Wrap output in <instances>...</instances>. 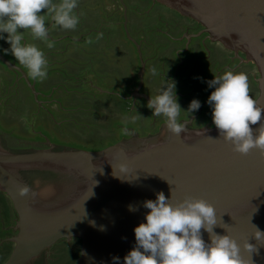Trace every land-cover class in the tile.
<instances>
[{
	"label": "water",
	"instance_id": "95a60500",
	"mask_svg": "<svg viewBox=\"0 0 264 264\" xmlns=\"http://www.w3.org/2000/svg\"><path fill=\"white\" fill-rule=\"evenodd\" d=\"M153 1L198 20L211 39L250 52L260 67L257 101L264 107V0ZM48 27L56 30L49 38L58 41L59 26ZM0 43L11 55L10 45ZM64 60L70 68L72 61ZM163 128L157 136L131 138L98 152L49 146L12 153L0 147V192L10 198L18 218L14 250L5 264H30L56 243L75 239L81 245L78 264H112L113 257L123 264L135 246L134 229L146 222L143 202L154 201L161 191L166 198L172 192L173 203L186 196L206 200L217 214L213 231L235 239L244 260L264 264V242L253 237L254 226L264 232V156L255 149L247 155L233 152L217 128L185 127L179 136ZM120 165L128 170L122 172ZM26 173H34L29 178L36 187ZM25 186L31 191L21 196ZM46 191L52 195L45 201ZM129 205L139 210L130 212ZM201 233L210 243L209 234ZM247 242L256 251L245 249Z\"/></svg>",
	"mask_w": 264,
	"mask_h": 264
},
{
	"label": "rangeland",
	"instance_id": "374dc122",
	"mask_svg": "<svg viewBox=\"0 0 264 264\" xmlns=\"http://www.w3.org/2000/svg\"><path fill=\"white\" fill-rule=\"evenodd\" d=\"M141 1H144V6L139 4V14L134 12L137 25H133L132 9ZM145 1L147 0H98V3H95L94 0H78L76 12L82 15L74 30L78 31L83 24L95 21L92 15L85 12L86 8L91 9L90 4L97 6L99 10L102 23L97 22L101 30L94 29L90 37L88 30L79 31L78 34L71 30L74 36L79 35V40L76 41L68 30L59 27L58 41H53L48 36V42L53 43L50 49L44 42L33 40L25 33L24 39L27 43H34L45 52L48 74L43 81L30 78L28 70L0 43V54L11 60L14 65L11 67L0 58L2 149L21 153L56 146L98 152L131 138L157 136L167 125L166 118L163 115L154 116L147 104L151 97L159 94V88L165 87L168 81L175 83V95L182 109L178 122L193 130L216 128L212 126L213 120L209 121L212 118V108L207 103L208 97L215 89L209 88L207 82L226 70L235 72L245 55L234 51L233 56L214 60L213 40H210L206 33L200 32L197 33L200 34L198 37L192 38L194 33L186 28L182 34L179 30L173 31V34L182 38L176 43L172 40L173 34L169 33L168 20L161 14L167 6L155 5L152 0L146 3ZM158 9L162 11L157 16L153 15L152 12H157ZM177 12L176 14L182 17L183 14ZM50 23L53 25L50 19L46 20L47 27ZM107 23L111 26L108 25L109 28L105 31L102 27ZM54 31L55 28L51 29L50 33L53 34ZM101 33L102 38L97 39V35ZM145 35H148L150 40V50L143 39ZM158 38H164L182 48L171 50L172 54L167 61V56H164L167 49L158 45ZM89 39L92 43H88ZM80 40L83 43H77ZM102 41L105 46L100 44ZM197 44L199 46H196ZM226 45L234 48L230 44ZM121 48L125 51L124 55L117 54ZM236 49L243 50L242 47ZM243 51L248 62L256 64V78L260 79L261 71L257 59L250 52ZM64 59L72 61L69 63L70 68L66 69V65H62L66 63ZM151 65L156 69L155 75L152 74ZM200 69L199 76H195ZM170 70L172 74L167 73ZM182 71L183 76L187 75L186 82L182 74L177 76V72ZM179 80L181 81L178 82ZM194 99L200 102L201 107L193 113H188V107ZM132 117L138 118L133 121ZM38 146L43 147L36 148ZM33 174L26 173V179ZM29 179V183L36 187L35 178ZM17 219L12 201L0 192V245L6 241L11 242L12 252L15 245L13 239L18 233L14 230L9 234V230L15 228ZM80 248V241L76 239L71 245L58 242L50 252L43 251L30 264H78ZM10 256L8 254L1 264H5Z\"/></svg>",
	"mask_w": 264,
	"mask_h": 264
},
{
	"label": "clouds",
	"instance_id": "9594fccd",
	"mask_svg": "<svg viewBox=\"0 0 264 264\" xmlns=\"http://www.w3.org/2000/svg\"><path fill=\"white\" fill-rule=\"evenodd\" d=\"M78 6V0H0V39L10 45L11 55L28 70L30 78L46 79L48 60L40 47L25 41V33L52 48L53 43L48 42L50 29L46 20L50 19L54 26L63 30H74L82 15L76 12ZM102 35L98 34L97 39ZM152 74H156L155 68ZM207 83L209 88L215 89L207 103L212 108L213 124L221 139L231 144L233 152L247 155L255 149L264 156V107L250 96L247 74L226 70ZM177 100L175 83L168 81L159 94L150 98L147 107L154 116L163 115L169 131L179 136L186 125L178 122L182 109ZM200 107V102L194 99L187 112L193 113ZM257 124L259 126L254 130L251 126ZM120 170L126 172L128 168L120 165ZM30 191L25 186L19 194L26 196ZM35 195L33 192L32 196ZM142 206L149 210L145 215L146 222L134 229L135 246L123 258V264H251L250 260L241 257L235 239L213 231L217 214L206 200L186 196L182 202L173 203L172 192L171 197L166 198L161 191L154 201L146 200ZM128 210L136 212L139 208L129 205ZM254 227L253 237L257 242H264V232ZM201 229L209 234L210 243L202 238ZM243 247L249 252L256 251L248 242ZM112 264H121L120 258L113 257Z\"/></svg>",
	"mask_w": 264,
	"mask_h": 264
},
{
	"label": "flooded vegetation",
	"instance_id": "af4514ba",
	"mask_svg": "<svg viewBox=\"0 0 264 264\" xmlns=\"http://www.w3.org/2000/svg\"><path fill=\"white\" fill-rule=\"evenodd\" d=\"M148 1L149 0L145 1V3L148 2ZM153 3L155 5L161 4L162 7L166 6V5L162 4V3L155 2V1H153ZM139 4L144 6V1H141V2L137 3V5H139ZM167 7L164 8V11H162L161 9H158L157 12H152V14L157 16L158 13L160 11H162L161 14L168 20V24L167 25L170 28V31H169L170 34H173L174 30H179L181 32V34L185 33V28H186L187 31L189 30V31H192V33H194L192 38L198 37L200 34L206 33V36H209V39L213 40V39H211L210 34L207 31H205L206 30L205 26L201 22H199L198 20H195L194 18L186 17V16H183V15H182V17H180V16H178L176 14V12H177L176 10L170 8L172 10V12H170V9L167 8ZM192 29H195V31H193ZM196 29H197V31H196ZM179 31L177 33H179ZM68 32H69V34L73 35L71 30H68ZM198 32H200V34H197ZM173 37H174V39H172V40L175 41L176 43L180 42L182 40L181 36H178V34H177V36H176V34H173ZM143 39L145 40V43L148 46V50H150V48H149L150 40H148V35H145V37H143ZM158 42H159L158 43L159 46L161 45L162 47L167 49L164 52V56H167V57H165V60H167V61L170 58L169 56H171V54H172L171 50H177L179 48H182V47H178L177 45H175L176 43H172V42H170L168 40H165L164 38H158ZM212 42H213L212 46H213V49H214L213 50V55H215V59L214 60H221L225 56H233L234 51L239 53V54L243 53L245 55L244 60H242V64H239L236 67L235 72H244V73L247 74L248 83H249V94H250V96H252V98L257 100L258 97H259L257 95L259 94L260 85H259L258 79L256 78V76H257L256 64L254 62H252V61L248 62V60L246 58L247 57L246 53L243 50H237L235 48H231V47L227 46L225 43H223L222 41H219V40H213ZM196 46H199V44H197ZM197 49L198 48H196V50ZM188 50H190V46H189ZM151 58H153V57H151ZM151 66H152V69H153L154 66L153 65H151ZM72 70L74 71L73 68H72ZM167 73L168 74H172V71L170 70ZM200 73H201V69L197 72V74L195 76H199ZM181 74H182V78H184V81L186 82L187 75L183 76V71L181 73L177 72V76H179ZM71 75H73V74H71ZM150 81H152V80L150 79ZM180 81L181 80H179L178 82H180ZM160 89L161 88H159V90ZM260 92H261V90H260ZM211 120H212V118L209 121H211ZM212 124H213V122H212ZM212 126H215V125L213 124ZM156 131H159V130H156ZM43 146H38L36 148H40V147H43ZM57 148L58 149H63L62 147H57ZM6 210H7V208H6ZM8 214H9V212H8ZM13 231H14V229H10L9 230V234H11ZM6 238L9 239V237H7V236H6ZM6 238H5V241H6ZM61 242L66 243L67 245H71V244H69V243H67L65 241H61ZM11 244H12L11 242L6 241L3 245H0V264L4 263V261H5L6 257L8 256V254H9V256L11 255V253H12L11 248H10ZM10 251H11V253H9Z\"/></svg>",
	"mask_w": 264,
	"mask_h": 264
},
{
	"label": "crops",
	"instance_id": "0c3cea01",
	"mask_svg": "<svg viewBox=\"0 0 264 264\" xmlns=\"http://www.w3.org/2000/svg\"><path fill=\"white\" fill-rule=\"evenodd\" d=\"M94 2H95V3H98V0H94ZM132 5H135V3H132ZM90 6H91V9H90V8H86V11H85V12H87L89 15H92V17H93V19H95V21L90 22V24H86V23L83 24V25L81 26V28H79L78 31H77V30H73L74 32H76V34H78L79 31H85V30L90 31V33H91L92 31H94V29H95V30H97V29L101 30V28L98 27V22H97V21H99V24L102 23V21H100V19H99V10H98L97 6H94V5H91V4H90ZM135 9H136L137 11H136ZM132 10H134V11H133V13H132V15H131V22H132L133 25H137V24H136V23H137V21H136V20H137V19H136V14H135L134 12H137V13L139 14V12H140L139 5H137V3H136L135 8L132 9ZM79 14H80V12H79ZM82 17H83V16H82ZM108 25L111 26L110 23H107L106 25H103L102 29L105 28V31H107V28H109ZM90 33H89V34H90ZM72 36L74 37V40H76V41L79 40V39H78L79 35H77V36L72 35ZM102 43H103V46H105V44H104L103 41H102L100 44L102 45ZM117 54H119V55H124V54H125V51H124L122 48H121V49H118ZM77 55H79V54H77ZM0 58L4 59V61L7 62L11 67L14 66V65L12 64V61L9 60V59H7L4 55L0 54ZM83 58H84V56H83ZM81 59H82V57H81ZM90 59H91V58H90ZM15 65H16V64H15ZM106 67H107V66H106ZM151 80H152V78H151Z\"/></svg>",
	"mask_w": 264,
	"mask_h": 264
},
{
	"label": "bare ground",
	"instance_id": "6f19581e",
	"mask_svg": "<svg viewBox=\"0 0 264 264\" xmlns=\"http://www.w3.org/2000/svg\"><path fill=\"white\" fill-rule=\"evenodd\" d=\"M51 195H52V192L46 191V192L42 193V196H43L42 199L46 201V200H48V198H50ZM62 196H64V195H62ZM46 204H48V203L46 202Z\"/></svg>",
	"mask_w": 264,
	"mask_h": 264
}]
</instances>
